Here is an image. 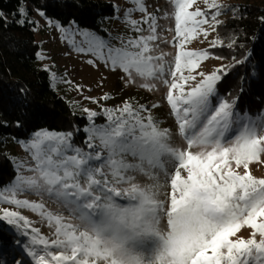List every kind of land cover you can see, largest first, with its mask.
Returning <instances> with one entry per match:
<instances>
[{"label":"snow or ice","instance_id":"6c2138e0","mask_svg":"<svg viewBox=\"0 0 264 264\" xmlns=\"http://www.w3.org/2000/svg\"><path fill=\"white\" fill-rule=\"evenodd\" d=\"M127 3L122 23L132 36L115 46L79 32L84 46L76 51L119 71L127 86L153 91L154 81L163 84L183 143L174 144L170 128L160 127L152 114L158 105L125 100L102 110L107 123L101 125L96 112L84 109L88 151L72 144L71 133L40 130L22 142L33 163H17L15 178L0 186V221L27 238L15 240L27 264H264V177L250 169L264 165V110L237 112L234 100L217 94L226 68L197 72L209 53L186 50L197 36L210 35L205 25L217 30L221 5L204 0L206 10L190 11L197 0H170L176 52L166 61L167 53L154 54L157 17L145 0ZM135 12L140 19L132 18ZM211 45L223 42L217 37ZM26 194L40 199L20 198ZM21 210L38 216L49 234ZM244 228L248 238L238 235ZM11 248L0 241V250ZM0 264L10 262L0 257Z\"/></svg>","mask_w":264,"mask_h":264},{"label":"trees","instance_id":"16d2710c","mask_svg":"<svg viewBox=\"0 0 264 264\" xmlns=\"http://www.w3.org/2000/svg\"><path fill=\"white\" fill-rule=\"evenodd\" d=\"M220 1L222 23L214 39L219 37L223 46L206 49L220 60L219 68H226L216 84L217 94L234 100L237 112L255 115L264 110V0ZM20 8L26 15L19 14ZM37 11L61 26L73 23L96 34H105L101 23L113 20L117 13L113 3L103 0H0V140L27 141L35 132L48 130L71 133L72 144L88 151V117L58 91L50 71L39 62L41 43L31 21ZM233 40L235 44L228 47ZM94 122L107 123L101 115ZM16 174L12 160L0 152V186ZM15 240L16 232L0 221V241L13 245L0 252L16 250ZM0 257L8 261L14 255Z\"/></svg>","mask_w":264,"mask_h":264},{"label":"rangeland","instance_id":"374dc122","mask_svg":"<svg viewBox=\"0 0 264 264\" xmlns=\"http://www.w3.org/2000/svg\"><path fill=\"white\" fill-rule=\"evenodd\" d=\"M113 3L117 9L116 17L111 21H103L101 23L102 30L105 34H96L87 29L77 28L75 24L71 23L68 26H61L56 22L49 21L44 16H41L39 11L31 16V21L34 23V32L41 43V51L39 53L40 64L48 69L51 73L52 79L58 91L68 100H70L74 107L81 113L88 117L84 109H89L97 113L102 112L105 108H115L120 106L123 101L131 99L135 104L151 107L152 114L158 119L160 127L170 128L173 134V143L181 145L183 142L180 137L176 135V125L174 117L170 115V108L166 102L165 95L167 88L159 81H154L156 88L153 91H147L139 87H130L125 85L122 74L119 71H113L110 67L105 66L103 61L99 60L95 55L89 52H78L77 47L84 46L81 44L82 37L78 35L79 32L92 33L106 42H111L115 46H119L120 37L132 36L133 33L129 31L122 23L123 12L127 7H130L127 0H103ZM220 4V0H217ZM148 12L157 17V32L161 39L157 41L158 48L154 54L159 55L160 52L167 53L166 61L173 60L176 52L173 40L175 35V21H174V6L170 0H145ZM196 8L206 10L204 0H197V3L190 11ZM221 15V14H220ZM217 19L220 20L221 16ZM141 14L133 13V19H140ZM145 29L147 25H142ZM210 32V35L205 39L202 35L197 36L190 43L186 44V50L201 51L211 47V41L214 40L215 33L204 26ZM145 35L147 33H144ZM71 41V43H70ZM92 61V63H88ZM221 66L220 60L210 56L201 62L197 72H204L210 74L212 71L219 69ZM195 74V73H194ZM54 77V78H53ZM199 79V77H198ZM108 96V99L103 97ZM95 101V102H93ZM103 113V112H102ZM30 140V139H29ZM15 142L10 139L0 140V152L7 155L13 162L15 168L17 163L27 161L29 165L33 162L30 155L22 147V142ZM250 169L253 175L257 177H264V165L252 164ZM17 171V168H16ZM27 174V173H26ZM140 183H150L146 177H137ZM20 198H27L29 200L39 201V197L35 194H26ZM163 199V196H161ZM123 203V201H121ZM4 207H11L3 205ZM50 209L55 210L56 206L53 204H46ZM22 214L34 221V226L40 227L44 235L49 234V228L46 224L40 223V218L28 210H21ZM9 229L16 232V239L22 242L27 238L19 236L15 226L9 225L6 221H1ZM250 229L244 228L238 235L248 238ZM22 254H19L21 253ZM2 256L14 255L13 260H21L22 264H27L28 258L23 253L20 246L16 250L10 252H0Z\"/></svg>","mask_w":264,"mask_h":264},{"label":"built area","instance_id":"2783aa9c","mask_svg":"<svg viewBox=\"0 0 264 264\" xmlns=\"http://www.w3.org/2000/svg\"><path fill=\"white\" fill-rule=\"evenodd\" d=\"M102 112H103V111H102ZM102 112L99 113L97 116H100V115H101V116L105 117L104 114H103ZM97 116H96V117H97Z\"/></svg>","mask_w":264,"mask_h":264}]
</instances>
